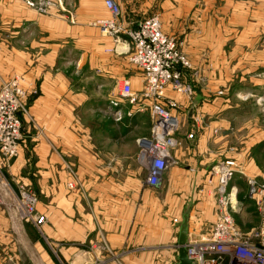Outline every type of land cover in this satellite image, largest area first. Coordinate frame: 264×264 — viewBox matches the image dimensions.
Here are the masks:
<instances>
[{"label": "crops", "instance_id": "1", "mask_svg": "<svg viewBox=\"0 0 264 264\" xmlns=\"http://www.w3.org/2000/svg\"><path fill=\"white\" fill-rule=\"evenodd\" d=\"M60 1L62 6L53 0L40 13L25 0H0V86L23 78L30 94L21 154L0 175V198L6 202L0 211V264H91L100 259L97 252L82 247L93 243L95 232H104L112 250L123 252L145 235L138 232L146 223L144 214L159 219L160 197L173 205V221H182L196 184L189 233L191 239L203 238L218 219L206 178L226 160H236L240 168L231 183L240 207L233 216H244L243 185L248 187L249 177L264 183V38L226 40L220 49L209 47L204 58L195 51L199 42L195 50L192 44L184 46L192 63L185 81L194 96L180 99L181 146L172 151L174 164L162 189H156L146 185L148 171L137 160L138 140L151 135V114L115 121L106 108L104 80H130L138 91L141 75L127 56L109 53L116 44L92 26L110 17L105 0ZM113 1L122 7L121 22L130 29L149 17L155 4L164 12L172 2ZM164 27L173 36L166 22ZM123 108L130 111L127 104ZM6 183L18 195L25 188L36 195L38 214L48 220L45 228L25 224L10 211ZM82 199L88 227H81L79 219ZM171 227L178 240L177 228Z\"/></svg>", "mask_w": 264, "mask_h": 264}, {"label": "built area", "instance_id": "2", "mask_svg": "<svg viewBox=\"0 0 264 264\" xmlns=\"http://www.w3.org/2000/svg\"><path fill=\"white\" fill-rule=\"evenodd\" d=\"M52 1L25 0V3L44 13ZM56 1L62 6L60 0ZM104 6L110 17L102 18L92 26L116 44L108 52L127 56L141 75L138 91L133 90L130 80H122L118 85L119 97L131 110L125 112L118 102L111 101V108L115 109L113 118L119 121L133 118L138 113L151 114V135L138 140L137 160L148 171L146 185L161 188L166 172L174 164L171 153L181 146L180 113H183V106L180 99L192 100L194 96V89L185 81V71L190 70L192 64L180 51L178 43L163 32L158 16L140 21L130 29L122 24V11L116 2L105 0ZM70 19L72 22V15ZM29 95L23 78H12L0 86V170L21 154L22 115ZM239 172L236 160H226L216 165L206 178L211 187L209 194L217 200L218 219L209 234L200 239L192 238L187 244L189 258L195 264H264V185L251 177L247 179L250 196L258 199L260 223L246 233L237 226L233 216L240 207L231 183ZM21 196V219L42 229L47 218L37 214L36 196L27 190Z\"/></svg>", "mask_w": 264, "mask_h": 264}, {"label": "rangeland", "instance_id": "3", "mask_svg": "<svg viewBox=\"0 0 264 264\" xmlns=\"http://www.w3.org/2000/svg\"><path fill=\"white\" fill-rule=\"evenodd\" d=\"M254 1L258 2L255 4L256 6H254ZM120 8L122 11L121 6ZM165 10L166 11L161 12L157 4H155L154 9L147 14L150 15L148 18L154 16H158L160 18L161 26H163V32L178 43L180 51L186 57H188V55L184 50V46L185 48L191 47L188 46V44H192L193 50H195L194 48L199 44L195 51L198 56L204 58V55H208V52L210 51L209 47H212L213 49L215 45H218V49H220L221 46L225 44L224 42H226V40L241 39L244 38V36L259 39L264 38V0H172L170 8H166ZM165 22L169 31H172L173 36L166 33V26L164 27ZM262 41L264 42V40ZM196 43L197 45L195 46ZM188 58L190 59V57ZM104 83L106 85L103 86L105 102L107 101L106 108L111 111V114H113L115 109L111 108V101L118 102L119 107H123L124 104H126L125 101H123L118 95V85L120 82L113 77H108L104 80ZM190 86L192 87V85ZM129 110H131V107H129ZM149 129L150 127L147 128V131L145 130L139 135L147 134ZM127 130L128 129L124 127L122 133L124 134ZM0 175H4L2 170H0ZM254 178L252 179H254L256 183L264 185V183L259 182L256 177ZM79 187L80 185L76 184V188L82 191ZM11 188L12 186L8 183L6 187V190L8 191L6 201L9 205H11L10 211H12L17 217L19 215L21 219L22 208L19 206L22 204V193L18 195V191ZM161 189L157 191H160ZM13 190L17 191V194L16 192L14 193ZM25 190L32 192L29 188H25L23 191ZM243 190L245 193L242 197L246 199L247 212L244 216L236 215L234 219L237 226L242 231L249 233L251 229L258 227L260 223L259 215H257L258 199L250 196L249 186L247 187L246 185H243ZM79 202L83 206L82 209L80 207L79 219L81 221V227H88L85 200L82 199ZM160 202L159 219L152 220L150 216L145 218L146 215L144 214L143 219H145L146 223H144L142 228L140 227L138 229V232H144L145 235L139 236L138 239L134 238L132 242L133 245L126 246L123 252L112 250L108 244L109 240L104 236V232H101L102 234L95 232L93 234V243L89 244V241H86L82 247V250L84 251L90 253L97 252V254L95 253V258L98 256L97 258L100 259H93L96 261H93L91 264L174 263L175 256L178 253L177 237L173 234V228L171 225H173V220L176 218L173 216L174 212L172 214L171 211V208H173L171 202L164 200L162 197H160ZM4 204H6L5 200L0 198V211H5ZM37 205L38 202L35 205L36 212L38 214ZM176 214L179 215L175 212V215ZM21 220L25 224L27 223V221L23 219ZM47 225L48 222L42 227V229ZM157 230H159V233H157Z\"/></svg>", "mask_w": 264, "mask_h": 264}, {"label": "water", "instance_id": "4", "mask_svg": "<svg viewBox=\"0 0 264 264\" xmlns=\"http://www.w3.org/2000/svg\"><path fill=\"white\" fill-rule=\"evenodd\" d=\"M197 102L194 103L196 105ZM195 107L193 106L189 112L188 117L191 118L194 114ZM197 185V184H196ZM193 187V191L188 198V202L186 204V207L183 210L182 213V221L178 222L175 221L173 223V226L177 228V234H178V240H177V250L178 253L175 256V262L171 264H195V262L189 258L188 249H186L187 244L191 240V235L189 233V227H190V214L196 204V198H197V189L198 185Z\"/></svg>", "mask_w": 264, "mask_h": 264}]
</instances>
